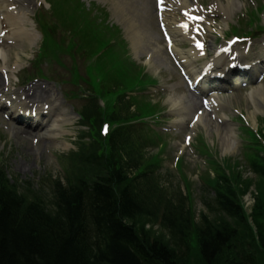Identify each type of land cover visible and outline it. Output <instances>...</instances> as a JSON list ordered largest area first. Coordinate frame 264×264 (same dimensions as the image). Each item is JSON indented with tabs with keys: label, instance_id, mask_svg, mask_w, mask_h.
I'll list each match as a JSON object with an SVG mask.
<instances>
[{
	"label": "trees",
	"instance_id": "trees-1",
	"mask_svg": "<svg viewBox=\"0 0 264 264\" xmlns=\"http://www.w3.org/2000/svg\"><path fill=\"white\" fill-rule=\"evenodd\" d=\"M128 112L116 104L110 119L122 113L117 120L122 123ZM100 121L92 122L93 133L80 135L79 150L68 156L65 181L46 178L48 199L29 182H11L0 166V264H182L165 241L145 229L148 222L168 229L177 250L188 244L193 230L203 264L249 263L236 227H250L226 175L215 181V187L223 186L216 188L214 203L233 223L203 215L195 226L183 200L178 205L165 200L152 174L155 163L144 165L141 146L131 143L128 128L113 129L104 138ZM254 167L264 175L263 159Z\"/></svg>",
	"mask_w": 264,
	"mask_h": 264
},
{
	"label": "rangeland",
	"instance_id": "rangeland-1",
	"mask_svg": "<svg viewBox=\"0 0 264 264\" xmlns=\"http://www.w3.org/2000/svg\"><path fill=\"white\" fill-rule=\"evenodd\" d=\"M36 1L37 0H34L30 6L28 3L24 4V8L21 9L23 20L29 25H35L32 18L34 17L36 10H32L31 8L34 7ZM87 1L90 2L93 0ZM99 1L101 2L103 0ZM122 2L123 0H104L103 3L110 4V8L112 9L111 19L123 24L125 28L124 36L130 41L128 53L131 58H135L138 63L143 61L145 63L146 71L154 73L159 78V86H152L148 91H157L156 94H150L151 98H153L152 100L160 101L161 106H165L160 115L162 119L157 127L160 129L159 131L163 138L158 141L159 143H152L151 140H148V144H146L145 148L141 150V152H143L142 162L144 164L148 163L150 160L156 159L159 155L164 163V166L159 170V173L162 174V179L165 182V185H169V187H171L172 190H175L176 193H178L179 190H186V183L185 180H183V176L187 177L186 181L187 183L192 184L194 195V210L192 213L194 217L193 219L196 223L195 226L200 223V216L203 213L212 218V220H220L223 218L222 220H227L229 222L232 221L231 223H233V219L231 220L230 217L226 215L224 216L223 214H220L221 216L216 213L213 214L207 209V206L204 205V201H210L214 195L212 194L211 189L205 188H210L214 179L218 175L226 173L230 180L237 186L238 193L241 194L243 203L247 207L248 218L251 221V224L248 223V226L250 227L249 231H246L240 224V226L237 225L236 227L237 238L241 243L239 246L240 252L244 257H248V264H264V182L261 181L262 178L260 176L255 175L254 170L249 166V159L246 154L244 156L242 154L243 150H245L243 148V144L245 143L243 137L245 133L243 132L241 125L234 121L239 119L242 121L244 120L247 125H251L254 129L263 126L262 117H264V104L256 106L255 103H248L246 94L244 93H239L238 96L231 94L230 96H227L228 105L225 109H223L221 113L214 115L211 114L209 118L213 119L206 120L202 126L200 124L196 131L184 126L180 123L183 122L180 121L183 118L179 116L177 109H175V106L173 105L175 103V98L181 96L179 105L187 107L189 94H187L188 92L185 91L186 89L184 88L178 87L172 90L168 87V84L172 79L178 80L180 78L178 72H175L172 63L169 61L168 54L166 55V52L164 51H162V54L151 53L144 40H141L140 38L139 42L131 38L137 36V32H139L140 28L143 29L144 25L147 26L146 23H143L144 21L150 23V17H152V20L155 22V17L151 15V8L148 5L149 10H145L142 14L136 9L134 3L124 7ZM263 2L264 0H241L242 5H250L249 10L247 11L250 16L255 14L252 12L255 8L261 10V8L264 7ZM138 7L140 10L143 9L140 5ZM40 11L43 13V11L46 10L40 8ZM244 11H246V9L241 7V9L235 13L237 18L240 14L243 16ZM47 12L51 14L50 10ZM260 18L261 19H258V22L260 26H264V14L262 12L260 13ZM249 19V17L242 18L240 24H245ZM156 29L158 32L157 27ZM229 33V31H220L215 40L218 41L219 39L224 38V34L228 36ZM36 34L37 41L34 42L32 46L28 45L26 40L22 41L20 46L10 47L6 44L1 45L0 52L8 51L15 55V60L9 63L11 65L13 63H18L16 66L14 65L11 67L15 70L12 72L17 73V70L19 69L29 68L26 66H28L30 61L35 58L43 39V36L39 31ZM137 42H139V44ZM139 49L141 51L140 53L138 52ZM118 51L121 52V50ZM17 55L20 56L18 57ZM2 56L3 55L1 54L0 65L4 66ZM65 59L71 61L68 56ZM153 62L155 65H152ZM80 65L81 67L85 66L82 65V63H80ZM42 67L46 70L48 78L54 80L51 82L55 83L59 88L60 86L56 82L58 79L51 76L53 75V71L59 70L61 72L60 76L65 79L69 78V74L65 72L66 66L64 62L62 65H59L57 61L51 60L49 65L43 63ZM22 71L18 72L16 76L17 79L18 76H22ZM83 86H85V84H83ZM131 87L133 89L136 88L133 84H131ZM63 88L66 92L68 90L67 84ZM161 91L162 94H158V92ZM139 104H142V101H139ZM134 108H136V112H139V110H142V108L145 107L136 105ZM74 113V124L71 126L66 124L67 126L65 128L67 130L63 132L58 130V137L62 136L61 138L46 139L43 132L48 128L42 131H32L31 133L39 138V141L37 142L38 148L34 145V140H27L17 133L18 131H22L17 125H12L14 128L11 129L10 134H8L6 130L0 132V160H4L3 164L7 165L8 175L12 180H19L22 184L28 179L40 185L41 175L58 174L62 176L64 171L62 163L64 161L60 158L63 157L62 155L64 153L74 147L73 143L78 134L79 116L77 110H75ZM222 118H226L228 121L221 122ZM227 124L233 126L235 129L234 137H236V143L233 149L225 151L222 136L228 130ZM178 125L180 127H178ZM204 126L210 130L208 131ZM205 132L208 145L206 149L210 151V155L199 154L196 146L197 140L200 136L204 137ZM188 133H192L195 140L191 146L186 147L183 138ZM195 134H197V136ZM164 142L166 143L164 152L160 153L159 150L162 148L161 144H164ZM32 145L35 146V150L29 149V146ZM181 154L182 156L178 159V156ZM181 162L183 167L178 168L177 164L179 165ZM42 190L45 191L43 188ZM48 196V192L45 191L44 198L48 199ZM145 229L150 231L151 236L165 241L168 247L175 251V256L178 257V260L182 264H203L199 259L198 250L195 248L197 239L194 236L196 233L193 232V230L188 239V244L182 245V250H177L176 240L173 239L170 231L165 229L159 223H149ZM190 239L193 240L190 241ZM177 251L180 252L178 253Z\"/></svg>",
	"mask_w": 264,
	"mask_h": 264
},
{
	"label": "bare ground",
	"instance_id": "bare-ground-1",
	"mask_svg": "<svg viewBox=\"0 0 264 264\" xmlns=\"http://www.w3.org/2000/svg\"><path fill=\"white\" fill-rule=\"evenodd\" d=\"M16 1H17V3H20V5H21V4H24V2L26 0H16ZM27 1H28V4H31L33 2V0H27ZM182 1L185 4H189V1L190 0H182ZM222 1L223 0H214V2L217 3L218 7H220V10L221 11H226L228 13L230 8H232V9L238 8V6H239L238 2L240 0H226L227 3H228L227 6H225L222 3ZM11 5L12 4H11L10 1L3 0V4L0 5V8H3V6H6L7 8H9V6H11ZM14 15H15L14 13H10V16L13 17ZM165 17H167L168 23L171 25L172 24V22L170 20L171 15L165 14ZM173 31H174V34L176 35V33H177L176 30L173 29ZM12 35L15 37L16 40H19V41H21L23 39H26V40L27 39L34 40V37H35V36H33L34 35L33 33H30L28 31V28L26 29V28H22V27H17L12 32ZM148 40L149 41H152L151 38H149V37H148ZM144 41L146 43V46H148L149 45L148 44V41L147 40H144ZM213 42H214V40H213ZM157 43H158V41H157ZM150 44H151V42H150ZM160 50H161V48L159 46H157V47H154V51H155L154 52L153 51V47H152V51L154 52V54L157 53V51H160ZM175 50H177V52H178L179 55H181V56L183 55V53L180 50H178L177 48H175ZM222 62H223V60L222 59H219L218 63H222ZM1 83H2V80L0 79V84ZM32 90H33V92H32V94L29 95V97L31 99H33V100H36V101H41L40 99L43 98L44 95L46 94L45 90L39 89V86L34 87ZM250 98L253 100V102H256V101L260 102V101L264 100V84H262L261 86H259L256 89H253V92H252ZM217 101L218 100L216 99V102ZM178 104H179V100H176L175 103H174V106H177L178 112H180L182 114L181 117H183V118H185L184 116L186 114L188 115L193 110V107H189L188 106L187 109H186V108H184V106L181 107ZM218 104L219 105L216 106V107H214V109H217L220 106H224V104L222 103V101H218ZM205 119L206 118L203 115L201 117L200 122H205L206 121ZM71 122H72L71 117L65 116L62 120H60V125L63 127L66 123H71ZM229 128L230 129L227 132H225V134H223V136H222L223 139L225 140V150H231V149H233V147L235 145V137H233L234 128H232L231 126H229ZM52 131H55V128ZM51 133H53V132H51ZM45 134H48L49 135V136L46 135V138H49L50 139V136L53 137L52 134H49V133H45Z\"/></svg>",
	"mask_w": 264,
	"mask_h": 264
},
{
	"label": "snow or ice",
	"instance_id": "snow-or-ice-1",
	"mask_svg": "<svg viewBox=\"0 0 264 264\" xmlns=\"http://www.w3.org/2000/svg\"><path fill=\"white\" fill-rule=\"evenodd\" d=\"M161 2H162V0H161Z\"/></svg>",
	"mask_w": 264,
	"mask_h": 264
}]
</instances>
